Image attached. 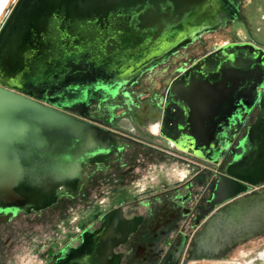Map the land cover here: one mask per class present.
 Segmentation results:
<instances>
[{
  "label": "water",
  "instance_id": "95a60500",
  "mask_svg": "<svg viewBox=\"0 0 264 264\" xmlns=\"http://www.w3.org/2000/svg\"><path fill=\"white\" fill-rule=\"evenodd\" d=\"M237 5L15 0L0 27V211L11 216L45 208L62 194L76 195L84 163L114 147L107 130L60 108L109 98L202 32L234 19ZM238 103L258 111L229 146L225 172L207 184L211 197L190 260L221 259L237 243L264 234V190L247 192L249 184L264 181V48L244 41L217 44L178 68L167 87L162 133L209 160L217 159V134L230 125ZM120 216L114 208L101 217V234L87 250L94 260L108 261Z\"/></svg>",
  "mask_w": 264,
  "mask_h": 264
},
{
  "label": "flooded vegetation",
  "instance_id": "af4514ba",
  "mask_svg": "<svg viewBox=\"0 0 264 264\" xmlns=\"http://www.w3.org/2000/svg\"><path fill=\"white\" fill-rule=\"evenodd\" d=\"M243 2L238 0V15L234 19H227L216 29L202 32L185 46H180L165 61L143 73L140 79L119 88L109 98L97 104L60 108L75 118L107 130L115 145L101 159L84 163V181L76 195L62 194L45 208L21 210L11 216L0 211V261L5 258V262L11 261L14 256H11V252L20 250L21 242L17 234L23 232V224L15 221L23 220L24 223V218L20 216L31 213L41 215L42 211L58 203L61 197L70 200L81 197L83 202H91L96 207L82 215L85 223L74 226V235L62 242L37 239L34 243L36 257L26 264H62V259H67L68 264L186 262V258L181 257L188 234L193 237L199 230L209 205L211 190L207 184L211 179L218 178L219 173L225 172L226 164L232 157L228 152L229 146L237 144L245 134L258 108L247 110L245 103H238L232 112L230 125L217 134V151H212L217 159L209 160L201 154L178 147L162 133V122L167 119L163 116L162 105L176 70L186 67L217 44L244 41L264 48V41L257 38L247 25L249 19L242 17ZM239 18L240 26L234 31L237 38L213 41L207 47H202L191 61H176L172 68L168 65L182 49L203 34ZM256 28L260 30L261 25H256ZM160 65L164 66L157 74L155 72ZM158 179L162 181L159 185ZM260 190H264V184L251 188V192ZM114 208H119L121 215L116 227L112 228V240L116 243L112 246V253L108 254L107 262L94 260L87 251L89 243L101 234V217ZM258 236L264 234L253 238ZM257 248L250 259L262 256L264 244L262 248Z\"/></svg>",
  "mask_w": 264,
  "mask_h": 264
},
{
  "label": "rangeland",
  "instance_id": "374dc122",
  "mask_svg": "<svg viewBox=\"0 0 264 264\" xmlns=\"http://www.w3.org/2000/svg\"><path fill=\"white\" fill-rule=\"evenodd\" d=\"M15 0H9L6 6L2 9L0 14V27L9 13ZM264 0H244L242 4V17L249 19L247 25L250 30L253 31L254 35L257 36L261 41H264ZM241 17V18H242ZM241 18L235 20V22H228L225 26L218 28L217 30L207 32L202 35L197 41L182 49L179 56L172 58L168 65L172 66L177 62L187 60L188 62L195 58L202 47H207L213 41L235 39L237 38L234 32L241 22ZM261 25V29L257 30L256 25ZM233 29V30H232ZM164 65H160L156 72L160 73L161 68ZM91 202H83L82 198H68L61 197L58 203L42 211L41 215L37 213L27 214L20 216L23 220H15L23 224V232L17 234L20 240V250L11 252L14 254L11 261L5 262L3 259L0 264H26L27 262L33 261L36 257L34 250V243L40 238L43 242L55 241L62 242L68 237L74 235V226L80 225L83 222L82 215L89 213L90 209H94ZM19 217V218H20ZM18 218V219H19ZM40 221H38V219ZM15 221L12 223L14 224ZM81 222V223H80ZM85 223V222H83ZM41 233V234H39ZM197 233V232H196ZM193 237L188 234L187 242L182 253V259L186 258V262L183 264H264V251L261 257H256L254 260L250 257L255 255L254 250L260 249L264 244V236H258L255 238L247 239L241 243H238L231 248L226 255L221 259H195L190 260L189 249L193 242ZM36 238V239H35ZM38 239V240H37ZM17 247V246H16ZM247 252V254H245ZM18 253V254H16ZM15 258V260H14ZM23 262V263H21ZM182 261H179L181 264Z\"/></svg>",
  "mask_w": 264,
  "mask_h": 264
},
{
  "label": "bare ground",
  "instance_id": "6f19581e",
  "mask_svg": "<svg viewBox=\"0 0 264 264\" xmlns=\"http://www.w3.org/2000/svg\"><path fill=\"white\" fill-rule=\"evenodd\" d=\"M8 1L9 0H0V14L2 12V9L6 6ZM262 184H264V181H261V182H259L257 184H249L247 192H251V188L257 187V186L262 185ZM89 246H91L90 243H89Z\"/></svg>",
  "mask_w": 264,
  "mask_h": 264
},
{
  "label": "crops",
  "instance_id": "0c3cea01",
  "mask_svg": "<svg viewBox=\"0 0 264 264\" xmlns=\"http://www.w3.org/2000/svg\"><path fill=\"white\" fill-rule=\"evenodd\" d=\"M158 180H156V181H157V184L159 185V184H161L162 181L160 179H158Z\"/></svg>",
  "mask_w": 264,
  "mask_h": 264
}]
</instances>
